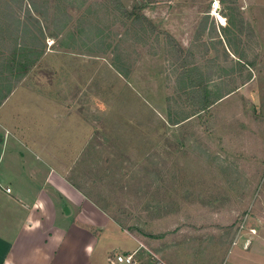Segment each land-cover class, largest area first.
<instances>
[{
    "label": "rangeland",
    "instance_id": "374dc122",
    "mask_svg": "<svg viewBox=\"0 0 264 264\" xmlns=\"http://www.w3.org/2000/svg\"><path fill=\"white\" fill-rule=\"evenodd\" d=\"M120 3L135 22L114 0H0V120L151 261L260 260L264 8ZM188 67L221 98L205 113L185 104Z\"/></svg>",
    "mask_w": 264,
    "mask_h": 264
},
{
    "label": "crops",
    "instance_id": "0c3cea01",
    "mask_svg": "<svg viewBox=\"0 0 264 264\" xmlns=\"http://www.w3.org/2000/svg\"><path fill=\"white\" fill-rule=\"evenodd\" d=\"M254 2L255 12L264 8V0ZM8 130L1 119L0 264H109L108 258L127 255L136 264H156L138 238ZM245 255L246 260L234 263L229 257L225 264H264V257L258 260L251 249Z\"/></svg>",
    "mask_w": 264,
    "mask_h": 264
},
{
    "label": "trees",
    "instance_id": "16d2710c",
    "mask_svg": "<svg viewBox=\"0 0 264 264\" xmlns=\"http://www.w3.org/2000/svg\"><path fill=\"white\" fill-rule=\"evenodd\" d=\"M114 2L116 3V5H118L119 8L121 7L122 9L121 11L127 18L135 17L133 14L128 13L126 10H124L122 4L120 3V0H114ZM135 21H136V17L134 18L133 22ZM146 21H147V24L149 25V28L153 30L154 27L150 24L148 20ZM37 58L38 56L34 57L29 62L11 58L8 61V66H9L8 73L14 75L16 82H18L20 78L27 71L31 69V67L34 64V61H36ZM120 73L122 74L123 77H126L125 74H123L122 72ZM179 79L185 82V85H184L185 104L186 106L192 109L194 114L207 112L216 102H218L221 99L209 91V88L207 87V85L200 78L198 71L193 68H189V67L184 68L179 76ZM8 91L9 90H7L5 93L7 94ZM1 103L2 102L0 101V105Z\"/></svg>",
    "mask_w": 264,
    "mask_h": 264
},
{
    "label": "built area",
    "instance_id": "2783aa9c",
    "mask_svg": "<svg viewBox=\"0 0 264 264\" xmlns=\"http://www.w3.org/2000/svg\"><path fill=\"white\" fill-rule=\"evenodd\" d=\"M5 193L10 194L11 190L6 188ZM251 233L255 234V231L252 230ZM109 264H136L132 255L127 256H116L115 258H108Z\"/></svg>",
    "mask_w": 264,
    "mask_h": 264
},
{
    "label": "clouds",
    "instance_id": "9594fccd",
    "mask_svg": "<svg viewBox=\"0 0 264 264\" xmlns=\"http://www.w3.org/2000/svg\"><path fill=\"white\" fill-rule=\"evenodd\" d=\"M85 251L88 252V253H90V252H91V247H90V246H87V247L85 248Z\"/></svg>",
    "mask_w": 264,
    "mask_h": 264
},
{
    "label": "bare ground",
    "instance_id": "6f19581e",
    "mask_svg": "<svg viewBox=\"0 0 264 264\" xmlns=\"http://www.w3.org/2000/svg\"><path fill=\"white\" fill-rule=\"evenodd\" d=\"M217 9H218V7H217Z\"/></svg>",
    "mask_w": 264,
    "mask_h": 264
}]
</instances>
